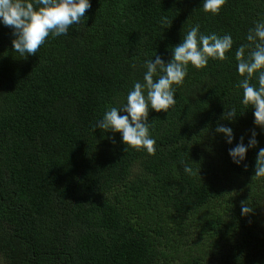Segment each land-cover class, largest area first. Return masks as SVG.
I'll use <instances>...</instances> for the list:
<instances>
[{
  "label": "trees",
  "instance_id": "1",
  "mask_svg": "<svg viewBox=\"0 0 264 264\" xmlns=\"http://www.w3.org/2000/svg\"><path fill=\"white\" fill-rule=\"evenodd\" d=\"M85 16L24 58L0 24V256L6 264H264V177L254 176L264 132L240 102L235 60L264 18V0H227L216 15L202 0H91ZM197 23L205 34L230 33L233 47L225 60L189 65L169 113L149 110L156 153L92 131L142 80L141 62L155 53L169 61ZM232 107L233 121L221 119ZM218 122L233 128L232 144L215 132ZM253 129L259 143L238 166L228 149L241 136L247 144ZM242 202L253 212L242 215Z\"/></svg>",
  "mask_w": 264,
  "mask_h": 264
},
{
  "label": "clouds",
  "instance_id": "2",
  "mask_svg": "<svg viewBox=\"0 0 264 264\" xmlns=\"http://www.w3.org/2000/svg\"><path fill=\"white\" fill-rule=\"evenodd\" d=\"M227 0H202L204 12L219 14ZM91 8V0H0V24L11 27L14 39L12 49L19 57L36 54L49 36L55 38L69 34L74 25L84 24L85 12ZM246 40L235 50L236 70L243 77L237 87L242 89L241 104L251 105L254 125L264 132V18L255 21L249 28ZM230 33L205 34L200 24L190 26L181 42L171 48L172 57L165 62L155 53L141 63L144 69L142 80H135L128 91L125 102L119 106H107L102 117L96 120L92 131L99 128L104 133H119L126 146L156 153V139L150 134L152 122H148L149 110L168 112L176 103V87L184 83L189 65L196 69L207 66L209 59L225 60L226 53L233 47ZM135 63L132 67L135 68ZM155 77V79H154ZM255 79V83L251 81ZM232 107L221 114V119L232 122L236 115ZM217 134H222L226 143L232 144L234 130L217 123ZM258 133L253 129L247 144L241 136L234 147L228 149L233 163L238 166L246 159L249 149L258 145ZM111 139L114 140V137ZM126 150V148H125ZM184 172L191 173L187 163ZM246 168L247 165L245 164ZM199 171V170H198ZM254 176L264 177V147L256 156ZM253 208L242 202L241 214L247 215Z\"/></svg>",
  "mask_w": 264,
  "mask_h": 264
},
{
  "label": "rangeland",
  "instance_id": "3",
  "mask_svg": "<svg viewBox=\"0 0 264 264\" xmlns=\"http://www.w3.org/2000/svg\"><path fill=\"white\" fill-rule=\"evenodd\" d=\"M0 264H6V261L4 260L2 256H0Z\"/></svg>",
  "mask_w": 264,
  "mask_h": 264
}]
</instances>
